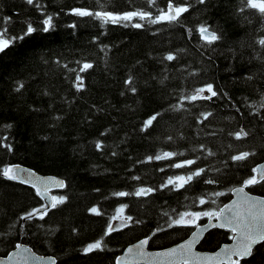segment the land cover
<instances>
[{"label":"trees","instance_id":"trees-1","mask_svg":"<svg viewBox=\"0 0 264 264\" xmlns=\"http://www.w3.org/2000/svg\"><path fill=\"white\" fill-rule=\"evenodd\" d=\"M166 2L157 0L159 8ZM176 2L192 6L179 25L165 22L137 29L102 26L91 17L71 14L72 8L99 10L96 0H35L33 5L0 0V27H7L9 36L22 35L28 23L38 29L0 53V169L20 163L66 182L55 193L66 197L63 204L43 220L24 221L20 216L40 206L41 199L32 188L0 176V255L20 242L53 255L57 264H115L121 250L142 237L151 235L150 248L169 246L191 229L169 228L173 219L184 212L217 211L230 199V191L264 160V49L255 43L264 36L259 15L240 12L242 0ZM106 4L110 11L158 12L156 7L149 9L147 0H106ZM48 15L53 16L54 27L44 32L43 19ZM6 17L11 22L5 25ZM200 24L210 26L222 39L204 45L196 31ZM169 52L177 60H164ZM77 61L93 64L82 73L80 91L74 87L76 72L68 70H78ZM130 76L131 86L125 83ZM21 83L24 87L17 91ZM207 83L227 96L189 104V111L169 109L181 95ZM206 111L213 117L197 124L195 117ZM156 112L163 116L154 128L142 132L143 122ZM9 124L11 128L6 127ZM241 127L250 133L248 137L237 140L229 135ZM97 141L103 144L100 150ZM200 144L216 153L197 162L209 169L207 175L218 180L216 184L200 179L183 189H162L168 177L190 169L168 167L173 160L138 163L163 151L185 152L175 160L203 157L206 153L191 151ZM244 151L256 155L238 166L230 157ZM140 187L156 191L144 197L113 195ZM247 189L264 196V185ZM217 192L223 195H214ZM200 198L206 203L200 204ZM124 205L125 218L133 219L104 236L116 210ZM93 207L101 215L91 213ZM230 236L229 231L214 228L198 248L213 250ZM100 239L103 250L84 253L87 244ZM241 264H264V245H257Z\"/></svg>","mask_w":264,"mask_h":264},{"label":"snow or ice","instance_id":"snow-or-ice-1","mask_svg":"<svg viewBox=\"0 0 264 264\" xmlns=\"http://www.w3.org/2000/svg\"><path fill=\"white\" fill-rule=\"evenodd\" d=\"M29 5H33L35 0H26ZM206 0H199L200 4H204ZM244 7L239 9L240 12H244L245 10H251L254 13L258 14L262 24L260 27V31H264V0H242ZM147 4L149 9L156 7L158 8V12L153 14L150 10H144L142 8H137L132 11H110L106 10L107 4L106 0H96V6L99 10H92L89 8H72L70 10L72 15L78 17H91L101 22V25L108 24H122L123 26H131L133 28L141 29L147 25H155L160 23L177 24L179 25L183 19V14L188 13L190 8L192 7L187 3H177L176 0H167L166 7L159 8L157 4V0H147ZM39 7V5H36ZM53 16L48 15L43 19V28L44 32H48L54 27ZM247 19V17H246ZM136 20L137 22H133ZM11 22V18H4V24H9ZM143 22V23H141ZM250 22V21H249ZM71 27H76L75 24L71 25ZM38 29L35 28L31 23H28L26 29L23 30L22 35L19 36H9L7 27H0V53L5 52L6 49L10 47L16 40H22L26 36L31 35L36 32ZM191 31V29H189ZM196 31L199 33L200 39L204 42V45L211 46L217 41L221 40L222 37L213 30H210V26L206 24H200ZM256 44L260 46L261 49H264V36H260L256 41ZM164 60L168 62H172L177 60V56L175 53L169 52L163 57ZM59 63V61H58ZM81 66L79 69H68L69 71H75V81L74 87L77 91H80L84 87V77L82 73L87 72L89 69L93 68V64L90 62H80L77 61ZM67 68V65H64ZM194 74V73H192ZM248 79H251L249 76ZM125 83L129 86L133 84V77H129ZM24 85L21 83L17 87V91L23 88ZM130 91L133 93L136 92L135 87H130ZM227 93H223L222 90L217 89L214 84L207 83L199 87H195L191 90L190 94L181 95L179 101L175 105H170L169 109L171 111H189L187 105L195 106L198 101H208L214 102V98L221 99L226 97ZM230 99V98H229ZM261 107H264V103L261 104ZM239 111V109H237ZM258 114V113H257ZM212 111L200 112L196 117L197 124H204L205 121H208L209 118L213 117ZM163 116L162 112H156L152 114L149 118H147L141 127L142 132H148L149 129L154 128L155 124L159 121V118ZM6 127L11 128V125H6ZM110 131V130H109ZM105 133H102L104 135ZM210 135H215V133H210ZM229 135H233L237 140H243L248 137L250 133L245 130L243 127L235 133H229ZM181 138H183V134H181ZM7 139V138H4ZM167 139L169 141L173 140L172 136H168ZM9 151H11V144L6 145ZM103 144L101 141L96 142V148L98 150L102 149ZM193 152L206 153L205 156L197 155L191 159L184 160H175L176 157H182L185 155V152L182 151H163L162 153H158L155 156H147L144 161H138V163H149L152 161H160V160H173L174 162L168 167L175 169H184L188 168V171L184 175H176L170 176L167 178L166 182L162 184L160 187L170 188V190H179L185 188L186 185H190L195 180L203 179V182L206 184H216L218 180L208 177L207 173L209 169L205 167H199L197 162L201 159H207V157L214 156V153L210 148H208L204 144H200L197 147H193L191 149ZM115 155V153H113ZM256 155L255 152L244 151L238 154L232 155L230 159L239 166V164L247 161L250 157ZM193 165H197V167L193 168ZM164 171V169H160ZM217 172H221L220 169H216ZM251 175L247 178L243 179L240 187L235 188L234 191L240 194L241 201L233 202L232 206L225 205L220 208L219 211H205V212H184L179 215L178 219H173L171 223L168 225L169 228L173 226H188L191 224H195V222L200 219L202 216H206L211 221L212 218H216L221 221L219 227L227 228L230 232L233 233V239L235 240V245H225L221 250L215 253L212 256H202L199 254H194L192 252L193 245L198 242L201 237L202 232L207 228V225L197 226V231L192 233V238L178 247H174L168 251L156 253V256L165 257V258H173L167 260L166 264H192L193 261L196 264H202V262H207L211 260L219 261V264H241L242 260H247V258L253 255V250L257 245H264V198H257L250 196L247 192H245L246 188H250L255 185H264V164L257 165L251 169ZM0 176H3L7 180L10 181H19L20 183L30 184L34 189L35 193L42 200H48V204H42L38 208H34L20 216V220L28 221L32 219H40L43 220L45 216H47L48 212L51 209L56 208L58 205H61L65 202V196H52L49 198V190L51 187H65L63 180H57L55 178L48 179H39L36 178L35 173L29 172L27 169H21L20 166H6L0 169ZM133 179L139 180L140 177L134 176ZM156 189L148 187H140L136 189L134 192H125L119 191L113 193L116 197H128V196H136V197H144L150 193H153ZM216 196H221L223 193H214ZM214 202V201H213ZM200 204L206 203L204 198L199 199ZM127 207L126 205L122 206L118 209V212H122L123 208ZM91 213L96 215H101V212L97 207H93L89 210ZM167 215V213H165ZM189 218V219H186ZM112 219H117V217H113ZM133 218L128 216L123 224L119 226H114L109 223L107 229L104 233V236L110 235L114 231H118L121 227L127 226V221H131ZM138 222V221H137ZM216 227L217 225H212ZM158 229L157 231H160ZM155 235V232L153 233ZM151 237H148L144 240H141L139 244L136 245L137 255L143 256L144 247L149 243ZM17 249H21L22 245L17 244ZM96 250H103V240H96L92 243L87 244L83 251L85 254L91 253ZM28 252V249L24 250ZM133 249L129 248L128 252L132 253ZM151 255V254H149ZM236 257V259H233ZM25 264L29 259H38L43 260V257H29L22 256L21 257ZM122 258H117L116 264H121ZM48 260L50 264H56L55 258L49 257ZM163 264V262H162Z\"/></svg>","mask_w":264,"mask_h":264},{"label":"water","instance_id":"water-1","mask_svg":"<svg viewBox=\"0 0 264 264\" xmlns=\"http://www.w3.org/2000/svg\"><path fill=\"white\" fill-rule=\"evenodd\" d=\"M260 164H264V160L262 162L258 163L257 165H260ZM16 165L20 166L21 169H27V170H29V172L35 173L36 174V178H39V179L55 178L57 180H63L64 184L66 185L65 180L62 179V178H59L56 175L41 174V173H38L37 171H35L34 169H32V168H30L28 166H25L23 164H20V163H11V164H8L7 166H16ZM4 179H6V178H4ZM14 182L20 183L19 181H14ZM20 184H23L25 186L31 187L35 191V189L30 184H27V183H20ZM240 186L241 185L236 186L230 191V194H231L230 199L226 203H224L222 206H220V208L224 207L225 205L232 206L233 202H240L241 201L240 194H238V193H236L234 191L235 188H238ZM63 188L51 187L50 190H49V193H48L49 198L52 197V193L53 192H55L57 190H61ZM245 192H247L252 197L264 198L263 195H258V194L251 193L247 189H245ZM42 202H43V204H48L49 203L48 200H42ZM220 208H219V210H220ZM220 223H221V221L216 219V218H212L211 221L209 220V218H207L204 223L197 225V226H201V227L204 226V225H207V228L202 232L201 237L198 240V242L193 245L192 252L194 254H199V255H202V256H212L215 253L219 252L221 250V248H223L225 245H231V246L235 245V240L233 239V236H232V238H231V240L229 242L221 244L215 250H212V251L199 250L197 248L199 243L202 241V239L206 235V233L208 231H210L212 228H215L212 225H217L216 228H221V227H219ZM197 226L193 228V230L190 232V234L186 238L174 243L173 245H171L169 247H166V248H163V249H150V248H148V244H147L144 247L145 255L139 256V255H137L136 245L139 244V242L141 240H144V239H146L148 237H151V235L146 236V237H142V238H140V239H138V240L126 245L122 249V251L115 257L114 263L116 264L117 258H122L121 259V264H162V262H163V264H166L167 260L173 259V258L160 257V256H156L155 254L168 251V250H170V249H172L174 247H178L180 244L190 240L192 238V233L197 231ZM221 229H227V228H221ZM17 244L22 245V248L21 249H17L16 248ZM129 248L133 249L132 253L128 252ZM25 249H28L29 251L25 252L24 251ZM149 254H151V255H149ZM22 256L37 257V258L43 257L44 258L43 260L29 259L27 261V264H50V261L48 260V258L49 257L55 258L52 255L39 254V253L35 252L29 245L18 242V243L15 244V247L12 250L7 252L5 255H0V264H25V261L21 258ZM233 259H236V257H233ZM55 261L57 263V259L56 258H55ZM192 264H196V262L193 261ZM202 264H219V261L211 260V261H207V262H202Z\"/></svg>","mask_w":264,"mask_h":264},{"label":"rangeland","instance_id":"rangeland-1","mask_svg":"<svg viewBox=\"0 0 264 264\" xmlns=\"http://www.w3.org/2000/svg\"><path fill=\"white\" fill-rule=\"evenodd\" d=\"M121 207H119L118 209H120ZM118 209L116 210L115 214L113 215V217H117V219H112L111 218V224H113L114 226H116L118 223H120L121 221H123L125 218V215H124V208H123V211L122 212H118ZM186 219H189V218H186Z\"/></svg>","mask_w":264,"mask_h":264},{"label":"flooded vegetation","instance_id":"flooded-vegetation-1","mask_svg":"<svg viewBox=\"0 0 264 264\" xmlns=\"http://www.w3.org/2000/svg\"><path fill=\"white\" fill-rule=\"evenodd\" d=\"M200 222H199V220H197L196 222H195V224H193V226H195L196 224H199ZM122 223L120 222L119 224H117V226H119V225H121ZM205 237V236H204ZM203 240V239H202ZM221 244V243H220Z\"/></svg>","mask_w":264,"mask_h":264}]
</instances>
